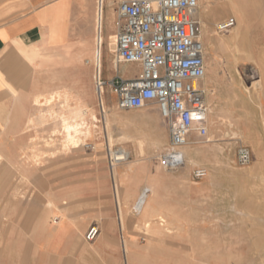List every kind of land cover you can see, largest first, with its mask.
I'll return each instance as SVG.
<instances>
[{
  "label": "rangeland",
  "instance_id": "374dc122",
  "mask_svg": "<svg viewBox=\"0 0 264 264\" xmlns=\"http://www.w3.org/2000/svg\"><path fill=\"white\" fill-rule=\"evenodd\" d=\"M7 4L1 1L2 8H6ZM102 11L104 19L94 40L95 44L100 34L104 38L100 46L102 68L99 76L96 77L95 72L99 53L95 55L91 50L86 59L82 58L80 88L76 94L67 92L69 96L65 102L62 97L57 99V106L51 113L45 104V98L51 93L42 95V102L27 114L33 121L18 127L14 142L1 143L0 197L16 198L18 201L28 198L52 200L63 191L56 188L57 184L96 180L107 181L109 187L112 185L114 188L113 197L121 199L124 195L118 188L122 185L127 187L128 183L120 182L116 176L123 174L126 167L116 166L114 176V168L108 167V149L122 148L130 153L126 162L136 163L140 160L135 154L136 139L144 135L148 139L147 146L155 139L161 140V144L148 152L149 166L143 170L137 168L129 186L142 185L140 195L149 189V185L152 186L148 191L147 207L155 213L159 211V217L155 222L144 221L143 226L139 225L136 229L139 232L143 229L142 233H129L127 253L121 249L120 233L99 231L97 239L89 244L101 245L103 241L116 246L118 253L114 264H264V0H225L217 5L213 19L205 20L203 17L211 33L209 37L213 39L211 43L215 44H207L206 61L215 66L213 77L221 82L223 96L226 82L233 77L234 59L218 45L217 39L229 36V30L235 27L241 36L247 37L251 48L238 56L239 64L235 70V77L240 79L239 86L247 88L246 95L233 102L225 98L222 100L220 108L231 111L235 119L230 124L222 120L218 134H210L207 130L202 137V154L197 158L199 164L196 167L188 169L184 159L183 165L175 170L163 168L159 160L170 136L166 123L165 130L156 132V127H160L156 123H164L156 106L120 112L116 109L115 97L110 89L96 88L98 81L108 82L116 72L123 77L137 74L132 68L124 71L125 64H115L117 68H112V61L116 63L113 54L115 46L108 48L107 41L110 40L108 34L114 32L115 27L107 0L102 5ZM230 19H233L234 25L219 31L218 25ZM114 37L115 33H112V39ZM250 55L258 61L257 65L247 61ZM64 86L72 88V80L65 78ZM76 107L89 111L85 122L96 129L92 139L86 140L83 147L73 153L65 142L61 125ZM115 113L123 118L115 121L112 118ZM146 114L156 117V121L144 122ZM21 116H24L23 112ZM231 126L241 127L248 137L228 141L229 137L225 134ZM210 135L213 142L205 144ZM195 136L196 132L191 138ZM215 145L222 150L214 149ZM98 147L101 154L92 158ZM240 148L250 151V161L244 166L238 163ZM204 160L216 168L211 169L209 180L208 177L197 180L193 177L196 169H205L208 174L211 168ZM63 185L59 187L63 188ZM17 208L23 206L17 205ZM1 210L8 212V205H1ZM240 212L248 218L240 217ZM84 234L81 241L86 243Z\"/></svg>",
  "mask_w": 264,
  "mask_h": 264
},
{
  "label": "crops",
  "instance_id": "0c3cea01",
  "mask_svg": "<svg viewBox=\"0 0 264 264\" xmlns=\"http://www.w3.org/2000/svg\"><path fill=\"white\" fill-rule=\"evenodd\" d=\"M1 1L3 147L1 143L16 140L19 126L33 121L27 114L42 102V95L79 90L82 58L89 55L97 34L98 0H3L8 3L6 8H2ZM112 1L117 6L123 0ZM130 68L139 71L134 65ZM65 78L72 80V88H65ZM156 125L166 129L165 123ZM61 185L56 188L63 191L52 200L0 197V264H114L116 246L102 240L101 245H90L85 240L84 243L82 233L94 225L98 226V233H120L121 249L127 253L129 233H142L143 229L139 232L136 228L143 226L144 221L155 222L160 215L146 206L137 216L130 217L142 185H122L118 188L124 195L121 199L113 197L114 188L107 181L72 182L63 188ZM1 205H8V212L2 211ZM17 205L23 208L18 209Z\"/></svg>",
  "mask_w": 264,
  "mask_h": 264
},
{
  "label": "built area",
  "instance_id": "2783aa9c",
  "mask_svg": "<svg viewBox=\"0 0 264 264\" xmlns=\"http://www.w3.org/2000/svg\"><path fill=\"white\" fill-rule=\"evenodd\" d=\"M198 0H123L115 8L114 60L116 65H134L139 72L123 77L116 72L97 88L108 87L116 109L130 112L154 104L169 131V144L159 160L163 168L175 170L184 163L181 149L190 135L207 123L206 93L201 84L205 75L204 46L199 37ZM233 19L218 25L225 31ZM108 167L113 169L130 156L122 148L108 149ZM250 161V151L240 148L238 163ZM196 169L193 177H206ZM58 219H53L56 224ZM98 228L91 227L84 240L92 243Z\"/></svg>",
  "mask_w": 264,
  "mask_h": 264
},
{
  "label": "bare ground",
  "instance_id": "6f19581e",
  "mask_svg": "<svg viewBox=\"0 0 264 264\" xmlns=\"http://www.w3.org/2000/svg\"><path fill=\"white\" fill-rule=\"evenodd\" d=\"M222 1L225 2V0H198L199 10L197 13V19H198L199 24H200L199 37H200V40L202 41L203 46H204L205 66H206L205 75H204L201 86L206 93L205 99H206V104L208 106V116H207L206 127L205 126L200 127V129L196 131V136L192 140H190L189 143L185 147H183L181 149L182 154L184 156V159L186 160L185 166H188V169L194 168L197 166V164H199V161L197 158H198V156H200L202 154V145H203V140H204L202 137L207 134V130L210 132V134L217 133V131L219 132V129L221 127L220 123L222 120H226L230 124L235 119V117L231 114V111L224 109V108H220V104H221L222 100H224V98H225V99L233 102L234 100H237L240 98L242 99L246 95L245 93H246L247 88L244 89V88H242V86H239V83H240L239 80L240 79H239V76L235 77L236 76L235 70H237V66L239 64L238 56H240L242 53L249 51L251 47H249V45L247 44V37L241 36V34L238 32L236 27L229 30V32H230L229 36L220 37L219 39H217L218 45L220 47H222V49L224 48L227 52H229L234 59V64L232 66L233 77H230V81L226 82L225 87L223 86L225 88V95L224 96H223V93L220 91L221 82H219L216 78L213 77V73L215 72V66L211 63H207V61H206V46H207V44L210 45V43L213 39L209 37V34H211V33H209V31H208V26L206 25L205 20H209V19L214 18V13H215L216 7L218 4H221ZM104 2H105V0H98L97 1V10H96L97 29L99 28V26L101 25V23L104 19V12L102 11V5L104 4ZM152 2L154 3V5H156L157 0H152ZM107 3L110 7V13L112 15V18L115 19V9L113 8V6L116 4V2L112 1V0H107ZM203 17L205 20H203ZM88 30H87V32H88ZM85 32H86V30H85ZM233 32H235L234 35H232ZM112 33H114V32H111L108 34V35H110V40L107 41V47L108 48L115 46V37H114V39H112ZM103 41H104V38L100 34V36L97 37L96 43L94 44V46L92 48V51L94 52L95 55L97 52L99 53V60H98L97 64L95 65L96 77L99 76V72L102 68L101 52H100L101 47L100 46H101V43ZM247 61L249 63H253L255 65L258 64V61L255 58H253V56L249 57L247 59ZM115 64L116 63L114 61H112L111 66L113 69H114ZM130 66H133V65H125L122 69L125 71L127 68H130ZM115 67L117 68V66H115ZM77 71H79V70H77ZM226 73H227V70H226ZM215 77H217V76H215ZM96 88H97V86H96ZM97 90H99V89L97 88ZM68 96L69 95L66 91L62 95H60V93H58V92L51 93L47 98H45V104L48 107V112L51 113V111L54 110V106H57V104L55 103V102H58V101H56L57 99H60V97H62L63 102H65V101H67ZM35 102H37V100H35ZM243 108H242V110H243ZM69 113H70L69 117L64 118L62 120L61 127H62L64 134H65V142L70 147V150L73 153H76L83 147V145H84L83 143L86 140L92 139L93 132L96 129V127L91 126L90 124L85 122L86 117L89 116V111L86 108L81 109L79 107H76V108H73ZM112 118L115 121H120V119L123 117L120 116V114L115 113L112 115ZM155 118L156 117H153L151 114H146L144 116L143 120H144V122H146L148 124V122L156 121ZM229 128H230L229 132H227V134H225L227 137H229L228 141H236V140L245 139L248 137V135L243 132L241 127L231 126ZM159 130L162 131L160 127L159 128L156 127V132H158ZM220 137H222V136H220ZM147 140H148L147 137L144 135H141L136 139L135 154H136V157L139 158L140 160H137L136 163H129V162L125 161L126 163L123 162V163L118 165V166L125 165V167H126V170L124 171L123 174H119L118 176H116V177H119L120 182L126 183V184L133 182V179L131 177L133 176L134 172H136L135 170L139 167L143 170L145 167L149 166L150 161H149V156L147 154L149 151L156 149L157 146L161 144V140L155 139L152 141L151 145H148V146L146 145ZM208 142H213V140L211 141V135H210L209 140L207 142H205V144ZM213 148L216 149L217 151L222 150V148H220L219 146H216V145L213 146ZM126 153L128 154V156H130V153H128L127 151H126ZM100 154H101L100 147H98V150H96L94 155H92L91 157L95 158V157H98ZM258 157H259V155H258ZM227 161L230 162L229 159H227ZM204 162L210 164V167H211L209 169L208 174L206 173V177H208L207 180H209L211 177L210 173L212 172L211 169H215L216 166L212 165L208 160H204ZM113 171H115V173H114V176H115V174H116L115 167H114ZM116 177H115V179H116ZM151 187L152 186L149 185V189L144 190V192H142V194L135 201V203H134V205H133V207L129 213L131 218H134L135 216H137V214H139L141 212V210L147 206L148 197H149L148 191H150ZM117 191H119V190H117ZM238 214L240 217H244V218L247 217L248 218V215H245L242 212H240ZM148 226L149 225L147 224L146 227H148ZM254 254L256 255L255 252H254Z\"/></svg>",
  "mask_w": 264,
  "mask_h": 264
}]
</instances>
